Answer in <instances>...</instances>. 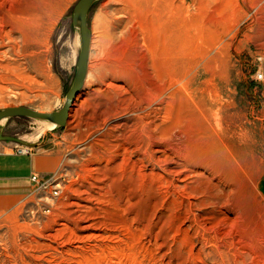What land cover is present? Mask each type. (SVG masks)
Returning <instances> with one entry per match:
<instances>
[{
    "label": "rangeland",
    "instance_id": "rangeland-1",
    "mask_svg": "<svg viewBox=\"0 0 264 264\" xmlns=\"http://www.w3.org/2000/svg\"><path fill=\"white\" fill-rule=\"evenodd\" d=\"M78 2L0 0V110L63 107ZM88 23L66 125L0 123L61 156L46 188L0 208V264H264V0H97ZM204 144L226 174L187 167L203 188L167 172Z\"/></svg>",
    "mask_w": 264,
    "mask_h": 264
},
{
    "label": "crops",
    "instance_id": "crops-1",
    "mask_svg": "<svg viewBox=\"0 0 264 264\" xmlns=\"http://www.w3.org/2000/svg\"><path fill=\"white\" fill-rule=\"evenodd\" d=\"M28 143V142H27ZM18 143L0 142V208L14 198H24L36 191L32 182L33 175L45 179L55 173L61 162V156L48 145H34L32 156L14 154Z\"/></svg>",
    "mask_w": 264,
    "mask_h": 264
},
{
    "label": "water",
    "instance_id": "water-1",
    "mask_svg": "<svg viewBox=\"0 0 264 264\" xmlns=\"http://www.w3.org/2000/svg\"><path fill=\"white\" fill-rule=\"evenodd\" d=\"M96 1L97 0H79L73 10V24L79 28L81 47L74 81L66 95V101L63 107L54 112H41L27 106L7 107L0 110V123L3 120L7 121L15 117H26L49 121L58 127H64L66 125L69 118L70 108L82 89L88 74L92 38L91 29L88 23V14ZM1 141H11L18 144L23 143L20 138L4 135L3 133H0V142Z\"/></svg>",
    "mask_w": 264,
    "mask_h": 264
},
{
    "label": "bare ground",
    "instance_id": "bare-ground-1",
    "mask_svg": "<svg viewBox=\"0 0 264 264\" xmlns=\"http://www.w3.org/2000/svg\"><path fill=\"white\" fill-rule=\"evenodd\" d=\"M6 34V33H5ZM142 116V115H141ZM5 120H3L1 123H5L4 122ZM45 122H49V121H44V123ZM49 123H52V122H49ZM46 124H48V123H46ZM52 124H54V123H52ZM51 124V125H52ZM53 126V125H52ZM54 127H55V124H54ZM203 143V142H202ZM191 145V144H190ZM204 146L205 147H197V146H195V147H191L190 146V148H192V149H187V153L185 152V153H183V154H181V155H179L180 156V160L182 161V162H185L184 164H182V165H184V170H181V169H179V170H177V171H174V170H172V169H168L167 170V172L168 173H171V174H173V175H175L174 173H176L177 175H178V177L177 178H180L181 176H182V174L183 173H185L186 171H191V170H188V168L187 167H191V165H199V166H202V167H204V168H209V169H211V172H213L214 174H217L218 176L219 175H222V174H226L225 172H226V169L224 168L226 165H225V162L224 161H222L223 159H225V160H227L228 159V157H227V154H226V152L224 153V151L222 150V149H220V151L219 152H213L212 150H211V148H212V146H211V148H209V147H207V146H209V145H205L204 144ZM180 147V146H179ZM159 149V148H158ZM181 149V148H180ZM184 149V148H183ZM186 149V148H185ZM213 150H214V148H212ZM145 150V149H144ZM164 151V150H163ZM175 151H178L177 149L175 150ZM181 151V150H180ZM182 153V152H181ZM160 158V157H159ZM159 158H155V157H152L151 155H148V156H146V159L149 161V162H154L155 164H159V163H165V162H168V161H170V162H172L173 161V163H177L176 161H175V159H172V157L169 159V158H163L164 160H161V159H159ZM179 158V157H178ZM140 162V164H141V166H142V164H144L145 163V158H142L141 159V161H139ZM224 162V163H223ZM153 163V164H154ZM167 165V164H166ZM177 165H180V163H177ZM234 165V164H233ZM235 166V165H234ZM182 168H183V166H182ZM189 169H191V168H189ZM233 170V169H232ZM166 171V170H165ZM188 172V173H189ZM233 172V171H232ZM195 173V172H194ZM190 174L191 173H189V176H190ZM198 174V173H197ZM176 175V176H177ZM188 176V178H184V179H181L180 181H182L183 183H189L188 181H189V179L191 180V179H196V178H200V180L197 182L198 183V185H201L203 188H205L206 186H208V184L209 183H211V180H209L208 178H206V176H203V174H198V175H196V174H192L191 176L192 177H189ZM231 176V175H230ZM183 178V177H182ZM193 179V180H194ZM165 180V179H164ZM221 180V179H220ZM167 181V180H166ZM195 181V180H194ZM173 182V181H172ZM171 182V183H172ZM191 183V182H190ZM195 184H196V182H195ZM175 185V184H174ZM184 185V184H183ZM190 185V184H189ZM215 185V184H214ZM219 186V185H218ZM217 186V187H218ZM176 188L178 189H180L181 191H182V193H186V189L188 190V188H187V185L185 186V187H183L182 189L180 188V186H176ZM175 188V189H176ZM212 188V187H211ZM212 190V189H211ZM179 192V191H178ZM191 193V192H190ZM202 193V192H201ZM204 193V192H203ZM210 193V192H209ZM192 194H194V193H192ZM192 194H189V196H191V197H193V195ZM208 194V193H207ZM206 194V195H207ZM198 195V194H197ZM203 195V194H202ZM188 196V197H189ZM199 196H201V195H199ZM198 196V197H199ZM182 197H186V196H182ZM197 197V198H198ZM214 197V196H213ZM207 199V198H206ZM206 199L205 198H203L202 200H201V202L199 203V205H204V203H205V201H206ZM177 200V199H176ZM182 200V199H181ZM175 201V200H174ZM208 201V200H207ZM182 202V201H181ZM194 203H192L191 201H189V205L190 206H192ZM198 205V204H197Z\"/></svg>",
    "mask_w": 264,
    "mask_h": 264
},
{
    "label": "built area",
    "instance_id": "built-area-1",
    "mask_svg": "<svg viewBox=\"0 0 264 264\" xmlns=\"http://www.w3.org/2000/svg\"><path fill=\"white\" fill-rule=\"evenodd\" d=\"M263 76L260 74L259 78ZM35 152L33 144H17L14 148V154L21 156H32ZM32 182L36 185V190L46 188V181L44 179H39L37 175H33L31 178Z\"/></svg>",
    "mask_w": 264,
    "mask_h": 264
}]
</instances>
